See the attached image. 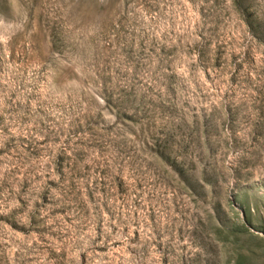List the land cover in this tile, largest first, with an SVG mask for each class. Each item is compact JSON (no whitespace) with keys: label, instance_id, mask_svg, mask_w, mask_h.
I'll return each mask as SVG.
<instances>
[{"label":"rangeland","instance_id":"obj_1","mask_svg":"<svg viewBox=\"0 0 264 264\" xmlns=\"http://www.w3.org/2000/svg\"><path fill=\"white\" fill-rule=\"evenodd\" d=\"M0 264H264V0H0Z\"/></svg>","mask_w":264,"mask_h":264}]
</instances>
